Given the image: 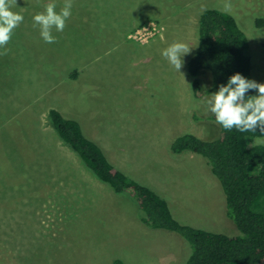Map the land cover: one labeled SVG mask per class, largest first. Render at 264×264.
<instances>
[{"label":"rangeland","instance_id":"1","mask_svg":"<svg viewBox=\"0 0 264 264\" xmlns=\"http://www.w3.org/2000/svg\"><path fill=\"white\" fill-rule=\"evenodd\" d=\"M64 2L16 0L11 10L24 19L0 48V264H183L191 252L177 233L147 227L132 199L94 176L49 123L50 109L165 199L181 224L239 235L206 160L170 145L185 133L217 136L210 96L194 97L187 73L202 6L236 20L247 79L264 83V0H230V11L226 0H72L66 27L45 43L33 16L48 3L59 13ZM149 21L156 36L128 38L132 25ZM173 42L191 47L180 73L161 54ZM198 77L207 89L209 79Z\"/></svg>","mask_w":264,"mask_h":264},{"label":"trees","instance_id":"2","mask_svg":"<svg viewBox=\"0 0 264 264\" xmlns=\"http://www.w3.org/2000/svg\"><path fill=\"white\" fill-rule=\"evenodd\" d=\"M259 25H264V20ZM250 70L246 37L236 20L217 9L204 10L198 18V44L187 60L193 96H210L221 84H227L233 74L247 78ZM199 74L209 79L207 89L201 86ZM75 76L76 73L71 75ZM247 96H254L253 90L246 93V99ZM208 119L216 123L213 114ZM48 121L98 180L137 204L140 219L147 227L175 232L188 243L191 252L183 264H264V145L254 143L264 137L259 128L240 132L235 128L226 130L216 123L214 138L185 133L170 145L174 154L190 151L206 160L224 192L226 213L240 233L229 236L181 224L165 199L113 165L75 120L50 109Z\"/></svg>","mask_w":264,"mask_h":264},{"label":"clouds","instance_id":"3","mask_svg":"<svg viewBox=\"0 0 264 264\" xmlns=\"http://www.w3.org/2000/svg\"><path fill=\"white\" fill-rule=\"evenodd\" d=\"M16 0H0V48H4L11 40L13 31L23 22L24 17L12 11ZM230 0H226L224 11L231 10ZM72 0H65L60 12L56 5L48 3L44 11L33 16V27H38L40 36L45 43L56 42L52 35L53 29L62 32L66 20L71 16ZM201 10H205L202 6ZM191 47L183 42H173L162 50V56L180 73L183 66L182 57L189 54ZM7 50L0 52L6 55ZM249 90L258 92L255 96H247ZM209 111L214 115L216 123L226 130L237 129L240 132H252L259 128L264 133V83H258L242 76L240 73L229 77L227 84H221L218 91L207 99ZM256 143H264L257 139Z\"/></svg>","mask_w":264,"mask_h":264},{"label":"built area","instance_id":"4","mask_svg":"<svg viewBox=\"0 0 264 264\" xmlns=\"http://www.w3.org/2000/svg\"><path fill=\"white\" fill-rule=\"evenodd\" d=\"M158 32L159 30L157 24L152 21H149L144 25H142L141 27L133 30L129 34L128 38L132 39L133 41H137L139 43H144L148 39L156 36Z\"/></svg>","mask_w":264,"mask_h":264},{"label":"crops","instance_id":"5","mask_svg":"<svg viewBox=\"0 0 264 264\" xmlns=\"http://www.w3.org/2000/svg\"><path fill=\"white\" fill-rule=\"evenodd\" d=\"M144 20H146V19H144ZM144 20H142L141 21V23L144 21ZM139 23V25L141 24L140 22H138ZM138 23H135L134 25H132V27H130V28H132L131 30H133L134 28L136 29V27H138L139 25H137ZM135 25H137V26H135ZM128 32H129V30H128ZM128 40V39H127ZM128 41H130V40H128ZM190 226V225H189ZM193 227V226H192ZM194 228H196V227H194ZM200 229V228H199ZM205 230V229H204Z\"/></svg>","mask_w":264,"mask_h":264}]
</instances>
